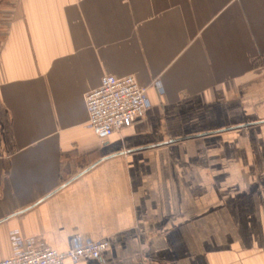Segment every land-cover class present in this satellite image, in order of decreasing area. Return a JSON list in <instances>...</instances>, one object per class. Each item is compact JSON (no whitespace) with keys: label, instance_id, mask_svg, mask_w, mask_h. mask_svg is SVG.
<instances>
[{"label":"crops","instance_id":"crops-1","mask_svg":"<svg viewBox=\"0 0 264 264\" xmlns=\"http://www.w3.org/2000/svg\"><path fill=\"white\" fill-rule=\"evenodd\" d=\"M127 74L149 107L99 139L85 93ZM11 236L264 264V0H0V259Z\"/></svg>","mask_w":264,"mask_h":264},{"label":"built area","instance_id":"built-area-1","mask_svg":"<svg viewBox=\"0 0 264 264\" xmlns=\"http://www.w3.org/2000/svg\"><path fill=\"white\" fill-rule=\"evenodd\" d=\"M98 86L85 93L87 121L92 133L99 139H106L115 130L133 124L149 107L146 88L138 85L136 78L127 74L122 77L103 75ZM160 81L154 85L161 92ZM13 253L0 259V264H62L64 261L76 262L81 259H100L109 246L102 240L81 241L65 250H56L47 245H38L25 240L17 245L11 236Z\"/></svg>","mask_w":264,"mask_h":264}]
</instances>
